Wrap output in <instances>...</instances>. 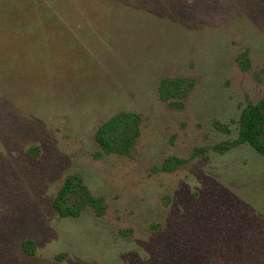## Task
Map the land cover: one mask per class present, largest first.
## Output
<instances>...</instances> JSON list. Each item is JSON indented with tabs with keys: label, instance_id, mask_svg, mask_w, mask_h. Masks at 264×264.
I'll list each match as a JSON object with an SVG mask.
<instances>
[{
	"label": "rangeland",
	"instance_id": "rangeland-1",
	"mask_svg": "<svg viewBox=\"0 0 264 264\" xmlns=\"http://www.w3.org/2000/svg\"><path fill=\"white\" fill-rule=\"evenodd\" d=\"M50 15L70 45L47 37ZM169 80L180 91L161 94ZM263 97L264 0H0V264H152L164 237L198 238L190 218L264 222V159L216 148ZM120 113L140 118L135 144L105 154L95 134ZM70 176L101 211L72 196L59 216Z\"/></svg>",
	"mask_w": 264,
	"mask_h": 264
},
{
	"label": "trees",
	"instance_id": "trees-1",
	"mask_svg": "<svg viewBox=\"0 0 264 264\" xmlns=\"http://www.w3.org/2000/svg\"><path fill=\"white\" fill-rule=\"evenodd\" d=\"M41 23L51 25L47 37L54 42L55 46L70 45L71 30L57 16H47ZM239 61L244 67L249 65L245 55L240 56ZM12 65L10 61L5 62V74L7 71H12ZM168 82L170 87L166 86L167 82H162L160 85L161 94L167 92L169 88L172 89L171 91L178 92L183 85L181 80H169ZM139 122L140 118L135 114H117L99 127L95 134V142L105 154H128L135 144ZM231 145L249 146L264 159V97L257 103H247L242 109L239 118L238 137L234 143L219 145L216 148L219 151H227ZM82 184V179L78 176H70L65 179L54 201V209L60 217L76 216L74 206L69 203L72 196L85 201L95 210L101 211L103 209L101 199L85 200L86 197L82 195L85 191ZM187 221L182 232L186 234L196 233L198 238L194 240L197 241L190 242L188 240L184 243V236L182 235L171 234L164 237L162 240L164 249L162 251L159 248L157 249L159 251L153 250L154 257L157 259H154L152 264H189L192 260L187 257L184 252L186 250L192 251L191 254L198 257L199 250L200 253L213 250V254L206 259L211 258V262L213 258H217L218 264H264V222L261 218H190ZM241 235L244 238H241ZM241 242L245 245L241 246ZM252 244L255 245L254 251L257 253L253 252V254L248 255L245 249ZM195 248H198V251ZM23 250L27 255H33V243L24 242ZM241 252L247 256L243 257ZM179 257H181L180 261L178 260ZM203 259L204 255L201 253V260Z\"/></svg>",
	"mask_w": 264,
	"mask_h": 264
}]
</instances>
